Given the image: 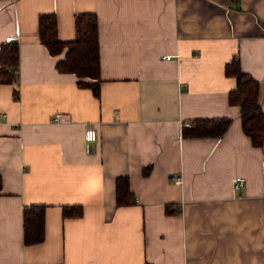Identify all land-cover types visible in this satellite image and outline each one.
<instances>
[{"label":"crops","instance_id":"obj_1","mask_svg":"<svg viewBox=\"0 0 264 264\" xmlns=\"http://www.w3.org/2000/svg\"><path fill=\"white\" fill-rule=\"evenodd\" d=\"M87 11L99 96L57 69L67 48L53 55L39 37L41 14L66 41ZM9 42L19 64L17 82L0 83V264H264V145L243 131L225 73L237 56L264 110V0H0V51ZM220 116L233 118L222 137H183L184 122ZM119 176L134 202L117 203ZM32 204L46 206L44 238L26 244Z\"/></svg>","mask_w":264,"mask_h":264},{"label":"trees","instance_id":"obj_2","mask_svg":"<svg viewBox=\"0 0 264 264\" xmlns=\"http://www.w3.org/2000/svg\"><path fill=\"white\" fill-rule=\"evenodd\" d=\"M76 37L72 40H61L58 35L55 14L45 13L39 19V37L53 55L66 49L65 57L58 60L56 67L61 72H75L80 79L79 86L90 87L96 96L100 95V54H99V21L95 12H81L76 15ZM19 64L17 43H6L0 51V83H16ZM225 73L236 78V87L229 92L231 104L241 109L243 131L251 138L253 145H264V110L261 104L262 85L250 73L244 71L240 60L234 56L226 63ZM232 117L195 118L191 126L183 125V137H222L230 127ZM150 166L143 168L148 174ZM2 175L0 174V190ZM116 197L119 205L135 201L130 189L129 178L119 176L116 180ZM44 204H32L24 208V241L26 244L41 242L45 226ZM74 207H64L65 216L74 214ZM166 211L171 212L170 204ZM81 214V209L77 211Z\"/></svg>","mask_w":264,"mask_h":264},{"label":"built area","instance_id":"obj_3","mask_svg":"<svg viewBox=\"0 0 264 264\" xmlns=\"http://www.w3.org/2000/svg\"><path fill=\"white\" fill-rule=\"evenodd\" d=\"M11 40H15V37H13V36L9 37V41H11ZM166 57H170V55H167ZM60 117H61V113L57 112L55 114L54 120L57 121V120L60 119ZM191 124L192 123L188 122V121L184 122V125H186V126H191ZM98 138H99V133H98V130L95 127L86 128V130H85V139H86L87 142L93 143V142L97 141ZM176 181L177 182H182L183 180H182L181 177H177ZM245 182H246V178L244 176H236L234 178V182H233L234 188L235 189H240L241 187H243L245 185Z\"/></svg>","mask_w":264,"mask_h":264}]
</instances>
